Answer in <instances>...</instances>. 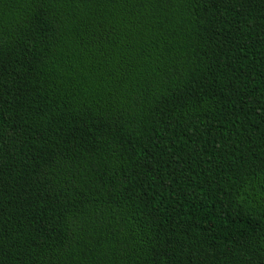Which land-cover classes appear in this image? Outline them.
<instances>
[{
    "label": "trees",
    "instance_id": "trees-1",
    "mask_svg": "<svg viewBox=\"0 0 264 264\" xmlns=\"http://www.w3.org/2000/svg\"><path fill=\"white\" fill-rule=\"evenodd\" d=\"M0 264H264V0H0Z\"/></svg>",
    "mask_w": 264,
    "mask_h": 264
}]
</instances>
